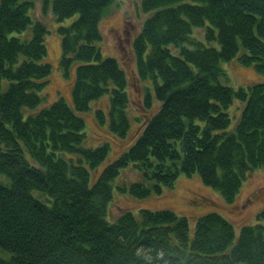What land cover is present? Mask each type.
<instances>
[{"label": "trees", "instance_id": "16d2710c", "mask_svg": "<svg viewBox=\"0 0 264 264\" xmlns=\"http://www.w3.org/2000/svg\"><path fill=\"white\" fill-rule=\"evenodd\" d=\"M35 1L0 0V175L9 179L0 183V264H264V209L238 234L217 210L198 217L193 234L189 217L170 208L107 219L113 182L131 166L141 178L118 190L135 198L198 173L228 204L264 169V81L235 89L222 66L238 58L264 75V0H138L148 15L133 43L148 82L144 107L159 105L136 117L142 132L103 169L110 144L89 146L85 119L65 99L38 111L52 67L46 25L30 15ZM115 1L44 0V8L59 23L73 19L59 27L62 69L69 76L75 67L71 104L85 112L107 97L98 123L125 139L128 75L101 50L100 24Z\"/></svg>", "mask_w": 264, "mask_h": 264}, {"label": "rangeland", "instance_id": "374dc122", "mask_svg": "<svg viewBox=\"0 0 264 264\" xmlns=\"http://www.w3.org/2000/svg\"><path fill=\"white\" fill-rule=\"evenodd\" d=\"M138 6V0H116L100 24L103 35L101 47L103 56L116 58L122 67L125 68L128 75V94L130 98L128 114L131 116V127L125 139H118L109 129L98 123L95 115L96 110H103L106 115L108 114L109 101L107 97L92 103L91 109L85 112L77 111L74 105L71 104L72 89L75 83V67L71 69L69 76H66L62 69L60 63L62 38L59 33V27L70 25L73 19L59 23L51 6L45 10L44 0H36L35 7L30 13L34 21L40 20L46 25L48 30L46 35L48 52L46 60L52 67V73L42 94L44 99L38 111L51 106L60 98L65 99L76 114L85 119L86 132L89 139L88 145L96 147L102 142L110 144V154L108 159L102 164V169L113 161L111 159H115L127 150L142 132L144 122L136 117L152 115L159 105V102L154 99L153 111L151 109L148 111V108L144 107L143 86L148 82H143L139 78L133 43L141 33L144 20L148 15L142 13ZM30 33V30L27 31V35ZM196 33L203 37L201 31ZM222 66L228 75V79L223 80V82L235 89L240 87L248 88L264 81V75L256 73L254 66L245 67L239 62L238 58L223 62ZM236 106L237 104H235ZM237 108L234 110H237ZM235 123L236 121L234 120L233 125ZM128 169L123 170L128 171L117 177L113 182L114 199L109 204L112 215L107 214V219L110 222L117 221L120 210L131 211L136 216H139L142 209L161 210L170 208L180 215L185 214L184 216L187 215L189 217L190 230L191 234H193L194 222L198 217L217 210L234 224L238 234L242 226L253 224L258 213L264 209V169L251 173L247 181H244L236 200L232 204L226 203L218 193L205 187L198 173L192 176L181 174L175 186L173 188H164L161 194L154 193L143 199L135 198L129 192H120L118 190V186H120L119 184L122 181L127 183L132 181L133 183L138 177L141 178V174L133 166ZM100 171L94 172L95 178ZM2 178L6 181L3 182ZM8 182V178L0 175V183Z\"/></svg>", "mask_w": 264, "mask_h": 264}]
</instances>
